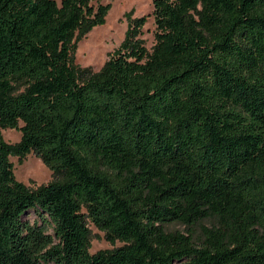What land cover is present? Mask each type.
<instances>
[{
  "label": "trees",
  "instance_id": "obj_1",
  "mask_svg": "<svg viewBox=\"0 0 264 264\" xmlns=\"http://www.w3.org/2000/svg\"><path fill=\"white\" fill-rule=\"evenodd\" d=\"M93 1L0 0V264H264V0H152L81 80Z\"/></svg>",
  "mask_w": 264,
  "mask_h": 264
},
{
  "label": "rangeland",
  "instance_id": "obj_2",
  "mask_svg": "<svg viewBox=\"0 0 264 264\" xmlns=\"http://www.w3.org/2000/svg\"><path fill=\"white\" fill-rule=\"evenodd\" d=\"M55 1L60 2V0ZM96 2L110 4L111 8L105 18V23L81 38L71 55L72 64L77 68L78 73L80 74L83 70H86L85 74L80 75L81 80L97 73L111 53L119 47L127 31L128 21L126 16L128 14L131 13V18H138L148 16L152 11V0H94L93 4ZM153 34L154 24L152 18H149L142 30V38L147 48H150L154 43ZM0 134L7 143L15 144L20 141V131L17 129L0 130ZM11 162L16 180L29 188L41 187L57 178L33 153L28 154L21 161L11 157ZM30 219H33V215L30 216ZM204 225L207 224L204 223ZM166 230L183 232L184 226L170 224L166 226ZM90 233V254L99 251H110L122 246L119 242L113 245L109 244L105 240L104 234L92 226H90Z\"/></svg>",
  "mask_w": 264,
  "mask_h": 264
}]
</instances>
